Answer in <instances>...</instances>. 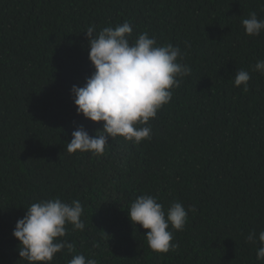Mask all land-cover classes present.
<instances>
[{
    "label": "trees",
    "instance_id": "trees-1",
    "mask_svg": "<svg viewBox=\"0 0 264 264\" xmlns=\"http://www.w3.org/2000/svg\"><path fill=\"white\" fill-rule=\"evenodd\" d=\"M264 19V0H0V264H28L12 235L26 207L59 197L83 205V231L68 225L75 251L97 264H264V32L248 36L241 21ZM133 26L158 45H179L191 75L149 121L151 139L139 144L111 139L102 156L69 154L72 131L91 136L103 122L78 115L71 88L94 68L86 29ZM249 72L247 91L235 74ZM159 197L165 209H188L179 247L148 246L128 216L140 195Z\"/></svg>",
    "mask_w": 264,
    "mask_h": 264
},
{
    "label": "clouds",
    "instance_id": "clouds-1",
    "mask_svg": "<svg viewBox=\"0 0 264 264\" xmlns=\"http://www.w3.org/2000/svg\"><path fill=\"white\" fill-rule=\"evenodd\" d=\"M248 36L264 32V19L256 12L241 21ZM89 44L88 58L94 71L83 86L73 85L70 92L78 115L93 122H103L102 130L91 136L83 125L72 131L67 143L69 154L77 151L102 156L109 137H122L125 141L139 144L151 139L149 121L173 97V90L180 87L184 77L191 75V67L182 63L184 53L179 45H158L147 32L133 38V26L125 21L116 26L103 27L99 32L95 25L86 29ZM253 71L264 74V59L257 60ZM250 74L240 69L236 72L234 86H243L247 91ZM23 218L17 220L12 235L19 241V257L28 264H51L55 255L64 249L74 252L72 243L66 239L68 225L72 231H83V205L79 200L70 203L59 197L41 199L26 207ZM133 225L139 224L148 230L144 235L154 252L176 251L174 232L183 231L188 212L179 201L165 209L159 197L140 195L127 210ZM246 242L258 244L256 258L264 261V231L258 236L255 230L245 238ZM69 264H97L77 254Z\"/></svg>",
    "mask_w": 264,
    "mask_h": 264
}]
</instances>
